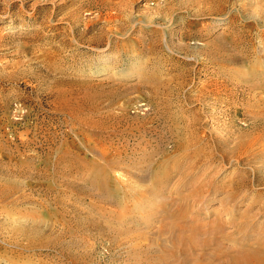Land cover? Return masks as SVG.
Listing matches in <instances>:
<instances>
[{
    "label": "rangeland",
    "instance_id": "rangeland-1",
    "mask_svg": "<svg viewBox=\"0 0 264 264\" xmlns=\"http://www.w3.org/2000/svg\"><path fill=\"white\" fill-rule=\"evenodd\" d=\"M259 243L264 0H0V264Z\"/></svg>",
    "mask_w": 264,
    "mask_h": 264
},
{
    "label": "bare ground",
    "instance_id": "bare-ground-1",
    "mask_svg": "<svg viewBox=\"0 0 264 264\" xmlns=\"http://www.w3.org/2000/svg\"><path fill=\"white\" fill-rule=\"evenodd\" d=\"M204 1L207 3L213 2L216 5H220L223 0H204ZM244 248L245 250H243L240 253V255L231 258L229 264H264V243H259L257 245L249 244L246 245Z\"/></svg>",
    "mask_w": 264,
    "mask_h": 264
}]
</instances>
